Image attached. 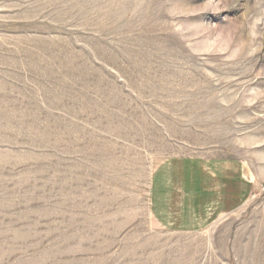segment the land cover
I'll use <instances>...</instances> for the list:
<instances>
[{
    "label": "rangeland",
    "instance_id": "rangeland-1",
    "mask_svg": "<svg viewBox=\"0 0 264 264\" xmlns=\"http://www.w3.org/2000/svg\"><path fill=\"white\" fill-rule=\"evenodd\" d=\"M0 264H264V0H0Z\"/></svg>",
    "mask_w": 264,
    "mask_h": 264
},
{
    "label": "crops",
    "instance_id": "crops-1",
    "mask_svg": "<svg viewBox=\"0 0 264 264\" xmlns=\"http://www.w3.org/2000/svg\"><path fill=\"white\" fill-rule=\"evenodd\" d=\"M171 186H172V185H171ZM184 199H185V198L181 197V202L184 203ZM196 199H197V198H196ZM197 203H198V202H197ZM168 224H169V223H168ZM166 228H167V229H171V228H174V227H166ZM182 228L184 229V228H186V227H182ZM186 229H187V228H186Z\"/></svg>",
    "mask_w": 264,
    "mask_h": 264
}]
</instances>
